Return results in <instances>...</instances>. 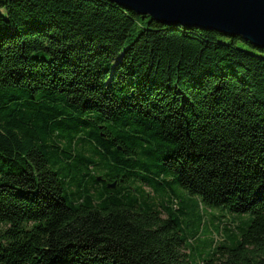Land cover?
<instances>
[{
  "label": "trees",
  "instance_id": "trees-1",
  "mask_svg": "<svg viewBox=\"0 0 264 264\" xmlns=\"http://www.w3.org/2000/svg\"><path fill=\"white\" fill-rule=\"evenodd\" d=\"M0 8V264H264V48L110 0ZM202 207L234 213L215 246Z\"/></svg>",
  "mask_w": 264,
  "mask_h": 264
},
{
  "label": "water",
  "instance_id": "water-1",
  "mask_svg": "<svg viewBox=\"0 0 264 264\" xmlns=\"http://www.w3.org/2000/svg\"><path fill=\"white\" fill-rule=\"evenodd\" d=\"M110 1L139 14L150 15L165 24H181L240 36L252 45L264 48V0ZM108 186L114 187L115 183Z\"/></svg>",
  "mask_w": 264,
  "mask_h": 264
},
{
  "label": "rangeland",
  "instance_id": "rangeland-1",
  "mask_svg": "<svg viewBox=\"0 0 264 264\" xmlns=\"http://www.w3.org/2000/svg\"><path fill=\"white\" fill-rule=\"evenodd\" d=\"M2 1V0H0ZM0 11H3V9L0 8ZM239 45L242 47H246V45L243 42H239ZM146 190L151 191L149 187H145ZM203 208V207H202ZM203 224L201 228V233L199 238L200 239H207V240H213V246L219 244L220 242H223L224 240V230H221L220 232L217 231V225L218 224H232L235 216L231 215L234 213H225L221 214L222 216L218 217V214H216V217L213 216L214 213L212 209L209 208H203ZM226 226V225H224ZM229 226V225H227ZM193 245H196V243L193 241ZM212 246V247H213ZM183 252L190 253L189 247H183Z\"/></svg>",
  "mask_w": 264,
  "mask_h": 264
}]
</instances>
